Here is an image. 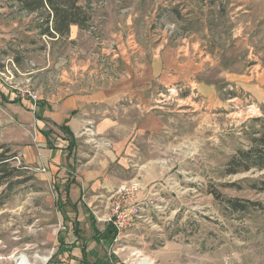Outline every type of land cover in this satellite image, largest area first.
<instances>
[{
  "label": "rangeland",
  "instance_id": "1",
  "mask_svg": "<svg viewBox=\"0 0 264 264\" xmlns=\"http://www.w3.org/2000/svg\"><path fill=\"white\" fill-rule=\"evenodd\" d=\"M76 1L90 21L72 41L42 35L39 13L0 0V92L23 99L29 89L37 102L115 86L125 94L115 129L99 138L131 145L122 183L142 191L119 240L88 247L112 264H264V170L226 174L264 135V0ZM1 106L0 155L12 158L0 174V264H15L13 254L68 264L74 257L56 255L57 183L5 142ZM234 200L260 206L235 213ZM106 206L94 209L100 228Z\"/></svg>",
  "mask_w": 264,
  "mask_h": 264
},
{
  "label": "crops",
  "instance_id": "2",
  "mask_svg": "<svg viewBox=\"0 0 264 264\" xmlns=\"http://www.w3.org/2000/svg\"><path fill=\"white\" fill-rule=\"evenodd\" d=\"M78 34V27L71 26L69 40H75ZM123 96L116 86L109 91H81L41 102L0 92L1 109L7 113L1 121L5 142L12 144L24 166L39 172L42 179L57 183L65 217L56 235V255L74 257L68 264H76V259L77 264L106 260L107 256L88 245L106 249L120 238L104 222L107 215L102 216L101 228L93 215L97 207H101V214L105 205L108 210L106 200L124 181L122 173L128 175L132 168L131 145L101 143L99 138L115 129ZM11 128L16 130L14 138ZM144 178L145 182L150 180L147 174Z\"/></svg>",
  "mask_w": 264,
  "mask_h": 264
},
{
  "label": "trees",
  "instance_id": "3",
  "mask_svg": "<svg viewBox=\"0 0 264 264\" xmlns=\"http://www.w3.org/2000/svg\"><path fill=\"white\" fill-rule=\"evenodd\" d=\"M30 14H38L41 19V33L50 38L67 36L71 26H77L79 30H85L90 21L87 10L81 7L76 0H13ZM63 129V127H61ZM64 130V129H63ZM66 134L67 131H66ZM73 144L71 143L70 147ZM12 157L3 158L0 155V174L3 168L8 166ZM264 170V135L252 140V147L247 151H239L227 165L226 174L232 175L239 172H248L251 169ZM4 177H0L1 180ZM258 191L264 192V181L256 187ZM228 206L233 212H245L255 205L249 201H228ZM111 259L96 261L92 264H110ZM90 264V263H84Z\"/></svg>",
  "mask_w": 264,
  "mask_h": 264
},
{
  "label": "built area",
  "instance_id": "4",
  "mask_svg": "<svg viewBox=\"0 0 264 264\" xmlns=\"http://www.w3.org/2000/svg\"><path fill=\"white\" fill-rule=\"evenodd\" d=\"M18 94L21 98L33 102L39 100L38 95L29 89H23ZM141 191L142 187L138 182H127L122 183L113 193L104 222L113 228L116 237H120L132 226L133 201Z\"/></svg>",
  "mask_w": 264,
  "mask_h": 264
},
{
  "label": "bare ground",
  "instance_id": "5",
  "mask_svg": "<svg viewBox=\"0 0 264 264\" xmlns=\"http://www.w3.org/2000/svg\"><path fill=\"white\" fill-rule=\"evenodd\" d=\"M9 259H12L15 264H36L35 262H30L29 259L25 255H18L13 254L9 257ZM36 259L41 260V262H46L47 258H40L36 256ZM137 264H153L149 259H140Z\"/></svg>",
  "mask_w": 264,
  "mask_h": 264
}]
</instances>
